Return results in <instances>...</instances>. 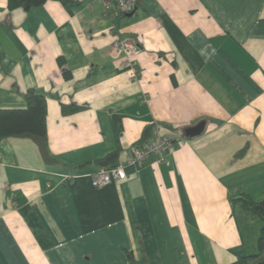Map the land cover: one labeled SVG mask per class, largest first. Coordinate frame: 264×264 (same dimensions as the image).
Wrapping results in <instances>:
<instances>
[{
	"label": "crops",
	"instance_id": "0c3cea01",
	"mask_svg": "<svg viewBox=\"0 0 264 264\" xmlns=\"http://www.w3.org/2000/svg\"><path fill=\"white\" fill-rule=\"evenodd\" d=\"M119 37L141 46L138 78L112 52ZM29 90L47 101L51 160L31 137L0 140V264L264 255V215L246 203L264 201V0H138L132 15L0 0V109L26 108ZM162 135L178 137L167 162L153 153L93 186Z\"/></svg>",
	"mask_w": 264,
	"mask_h": 264
},
{
	"label": "trees",
	"instance_id": "16d2710c",
	"mask_svg": "<svg viewBox=\"0 0 264 264\" xmlns=\"http://www.w3.org/2000/svg\"><path fill=\"white\" fill-rule=\"evenodd\" d=\"M46 0H8L9 8L23 7L25 10H30L35 6L42 5ZM68 74V73H66ZM29 105L23 109H0V140L9 136H27L33 138L39 145L44 158L50 161L48 135H47V101L43 95L36 94L34 91L29 90L26 94ZM75 108L76 106H68ZM63 106L64 111L69 108ZM146 132V131H145ZM115 153L107 155L101 162L113 160ZM117 163H112L114 166ZM248 205L253 206L255 209L264 215V201L255 202L247 200ZM261 244L264 248V234L261 238ZM129 264H137V260L133 252L128 253ZM253 260V261H252ZM264 264L263 256H250L243 257L235 260L232 264Z\"/></svg>",
	"mask_w": 264,
	"mask_h": 264
},
{
	"label": "built area",
	"instance_id": "2783aa9c",
	"mask_svg": "<svg viewBox=\"0 0 264 264\" xmlns=\"http://www.w3.org/2000/svg\"><path fill=\"white\" fill-rule=\"evenodd\" d=\"M105 5L107 12L114 14H130L136 11L138 0H100ZM141 51L139 42L130 38H116L112 43V52L120 53L123 57V64L127 67L131 78H138L140 70L138 68L137 56ZM177 136L162 135L152 138L144 143L133 146L131 155L126 163H117L111 167L99 169L92 179L94 187H102L113 180L126 177V165H135L138 168L143 167L150 154H159V161L167 162L168 155L173 150Z\"/></svg>",
	"mask_w": 264,
	"mask_h": 264
},
{
	"label": "water",
	"instance_id": "95a60500",
	"mask_svg": "<svg viewBox=\"0 0 264 264\" xmlns=\"http://www.w3.org/2000/svg\"><path fill=\"white\" fill-rule=\"evenodd\" d=\"M133 13H130L129 15H132ZM204 128H205V122H200L197 125L188 128L186 130V134L188 136H194L201 133L204 130Z\"/></svg>",
	"mask_w": 264,
	"mask_h": 264
},
{
	"label": "rangeland",
	"instance_id": "374dc122",
	"mask_svg": "<svg viewBox=\"0 0 264 264\" xmlns=\"http://www.w3.org/2000/svg\"><path fill=\"white\" fill-rule=\"evenodd\" d=\"M252 261H253V260H252ZM252 261L250 262V264H254Z\"/></svg>",
	"mask_w": 264,
	"mask_h": 264
}]
</instances>
